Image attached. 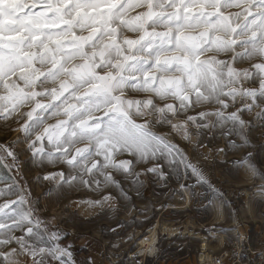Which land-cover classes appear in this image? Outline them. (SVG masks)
I'll use <instances>...</instances> for the list:
<instances>
[{"label":"snow or ice","instance_id":"6c2138e0","mask_svg":"<svg viewBox=\"0 0 264 264\" xmlns=\"http://www.w3.org/2000/svg\"><path fill=\"white\" fill-rule=\"evenodd\" d=\"M0 121L21 134L0 143V264H77L68 231L41 216L53 193L83 189L97 198L73 205L130 214L155 184L161 208L178 198L238 221L228 189L193 156L208 159L201 138L218 130L216 154L242 153L236 176L264 181L246 152L264 127V0H0ZM22 156L39 170L32 180ZM204 231L205 243L219 238ZM138 243L155 252L154 239Z\"/></svg>","mask_w":264,"mask_h":264},{"label":"rangeland","instance_id":"374dc122","mask_svg":"<svg viewBox=\"0 0 264 264\" xmlns=\"http://www.w3.org/2000/svg\"><path fill=\"white\" fill-rule=\"evenodd\" d=\"M26 110L22 109V111ZM245 118L251 119L250 116ZM52 122L49 121V123ZM12 127H17V125L12 124ZM190 130L193 132L192 141L195 144L198 137L195 129ZM20 135L19 132L9 131L5 127V122L0 121V143H9ZM212 135L209 133L201 138L203 145L206 146L202 147L201 151L207 155L208 159L204 160L203 157L194 155L193 160L199 161L210 170L214 179L220 182V187L228 189V197L241 209L238 221L219 222L214 215L198 203L182 205L178 202V198L168 207L161 208L157 200L166 199L160 195L161 188L158 185L147 183L142 189V197H134L135 209L130 214L127 210L121 209L118 215L113 213L101 215L100 208L73 205L70 202L72 200L97 198L91 192L81 189L66 194L60 199L56 198L55 193L52 198L42 199L41 207H46L47 211H42L41 216L55 217L56 226L68 231L69 236L65 243L73 244L72 251L77 264H83L89 255L95 256L98 262L103 258L104 264H108V258L111 259L112 264H201L198 262V255L201 251L202 236H208L204 229H215L219 238L220 236L224 238L223 248L216 251L214 256L222 258L225 264H264V198L258 194V186L264 181L259 178H248L242 171L239 176H236L239 165L233 161L242 153L230 152L228 156L217 155L216 150L225 147V141L219 135L218 130L215 133V139ZM176 140L183 146V141H180L179 137ZM250 143L251 147L246 149V152L252 153V162L256 168L264 170V127L259 126L258 122L251 131ZM191 147V145L188 146L189 151ZM38 171L29 163L27 156L21 157V172L26 173L29 180H32ZM225 179L227 183H223ZM48 187L51 185L47 182L34 185V195L41 196ZM179 205L184 209L176 210ZM248 207L250 210L246 211ZM142 219L146 221H141ZM157 221L180 227L188 225L191 232L181 228L183 232L176 236L161 234L155 255L133 261L129 256L132 251L136 250V230L145 231ZM121 222L123 226L118 227ZM112 228L117 229L115 233L109 231ZM221 229L224 231L221 232ZM232 229H237V231H232ZM133 233L134 241L128 244L121 243L123 238L126 239L128 234ZM199 233L201 236L197 238ZM78 234L80 238H77ZM219 238H210L208 244L211 247L217 246ZM119 242L121 245L119 250L111 247L112 243L119 244ZM233 252L236 254L233 255Z\"/></svg>","mask_w":264,"mask_h":264},{"label":"bare ground","instance_id":"6f19581e","mask_svg":"<svg viewBox=\"0 0 264 264\" xmlns=\"http://www.w3.org/2000/svg\"><path fill=\"white\" fill-rule=\"evenodd\" d=\"M182 205H185V204H182ZM181 209H184V207L179 205V207L176 210H181ZM217 220H219V222L224 221L223 218H219ZM141 221H146V219H142ZM153 226H155V227H153ZM153 226L150 227L149 229L147 228L145 231L143 229H137L136 230V237H137V240L135 242L136 243V250L132 251L130 256H129L130 259H132L133 261H136V259H143L144 257L155 255L158 251V241L160 240L159 238H160L161 234H164V235L167 234V235H170V237H171V236H176L177 234L182 233L183 231H181V228H185V231H187V232L189 230L188 225L180 227V226H176L175 224H170V223H165V222L162 223L161 221H157L156 223L153 224ZM149 230H151V231H149ZM189 232H191V231L189 230ZM144 236H148L150 239H154V248H155L154 253L149 254V253L144 252L143 248H145L146 245H142V244L138 243V241L140 239H142ZM199 236H201L200 233L197 235V238ZM202 239H203V241H202L200 254L198 255V262H201V264L202 263L203 264H214V260L217 258L214 256V254L216 251H219L223 248L225 240L222 236H220L219 244L217 246L211 247L208 243H205V237L204 236H202ZM123 240H125V239L123 238ZM116 244H118V243H116ZM119 244H120V242H119ZM126 244H128V243H126Z\"/></svg>","mask_w":264,"mask_h":264},{"label":"built area","instance_id":"2783aa9c","mask_svg":"<svg viewBox=\"0 0 264 264\" xmlns=\"http://www.w3.org/2000/svg\"><path fill=\"white\" fill-rule=\"evenodd\" d=\"M214 264H225V262H224V260L222 259V258H216L215 260H214Z\"/></svg>","mask_w":264,"mask_h":264}]
</instances>
